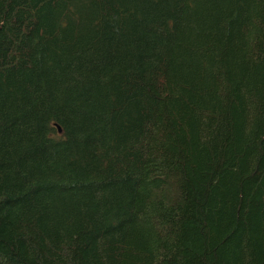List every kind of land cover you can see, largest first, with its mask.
Segmentation results:
<instances>
[{"label":"trees","instance_id":"trees-1","mask_svg":"<svg viewBox=\"0 0 264 264\" xmlns=\"http://www.w3.org/2000/svg\"><path fill=\"white\" fill-rule=\"evenodd\" d=\"M0 264H264V0H0Z\"/></svg>","mask_w":264,"mask_h":264},{"label":"water","instance_id":"water-1","mask_svg":"<svg viewBox=\"0 0 264 264\" xmlns=\"http://www.w3.org/2000/svg\"><path fill=\"white\" fill-rule=\"evenodd\" d=\"M59 130H60V132H61V128H60Z\"/></svg>","mask_w":264,"mask_h":264}]
</instances>
